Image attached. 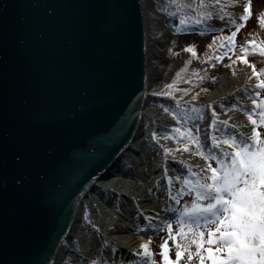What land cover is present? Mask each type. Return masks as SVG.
I'll return each instance as SVG.
<instances>
[{
	"label": "water",
	"instance_id": "95a60500",
	"mask_svg": "<svg viewBox=\"0 0 264 264\" xmlns=\"http://www.w3.org/2000/svg\"><path fill=\"white\" fill-rule=\"evenodd\" d=\"M137 2L0 0V264H49L77 196L130 135L144 76Z\"/></svg>",
	"mask_w": 264,
	"mask_h": 264
},
{
	"label": "bare ground",
	"instance_id": "6f19581e",
	"mask_svg": "<svg viewBox=\"0 0 264 264\" xmlns=\"http://www.w3.org/2000/svg\"><path fill=\"white\" fill-rule=\"evenodd\" d=\"M156 3L152 0L137 2L144 76L129 138L123 139L121 150L101 175L77 196L69 231L65 239L63 236L60 240L49 264H91L93 258H97V264L120 263L122 259L132 260L133 264L141 262L135 251L130 250L143 251L138 245L151 242L149 233L164 226L171 216L170 210L175 207L168 194L172 187L168 177L173 180L182 176L181 173L194 165L203 168L201 162L196 164L190 158L174 159L166 155L164 147L152 139L154 129L163 126L164 118L152 109H146V104L152 93L160 91L175 72V64H164L161 60L169 41V31L164 24L170 18L159 11ZM249 67L237 77L238 84H231L224 74L222 81L227 86L220 87L210 98L217 104L235 102L242 111L251 107L253 96L248 90L254 89L256 77L251 75ZM159 76L164 81L156 83ZM244 93L250 97L241 102L238 98ZM173 95L164 96L172 99ZM169 102L173 104V101ZM235 117L238 116H232ZM170 171L175 175L170 176ZM148 246L152 252L150 243Z\"/></svg>",
	"mask_w": 264,
	"mask_h": 264
},
{
	"label": "snow or ice",
	"instance_id": "6c2138e0",
	"mask_svg": "<svg viewBox=\"0 0 264 264\" xmlns=\"http://www.w3.org/2000/svg\"><path fill=\"white\" fill-rule=\"evenodd\" d=\"M173 2L175 3V0ZM237 2L238 0H228V3L233 6ZM204 5L205 0H200L197 7L203 8ZM213 5L219 6L222 12L225 9V5L221 4L220 0H208V7ZM6 7V4L0 6V12ZM182 7L191 8L192 5H181L177 11L179 12ZM47 12L52 14L53 7L49 6ZM250 15L251 0H242V14L239 16V20L245 21ZM229 16L231 17V14ZM211 18V13L199 11L191 18V22L200 24ZM258 18L259 23L264 26V10L260 11ZM187 22H189L188 19H181V25ZM227 23L234 24L236 30L241 27L231 18ZM6 31L7 26L0 25V32ZM235 35L236 32L233 31L225 37L229 46H233ZM19 42L23 44L24 39L21 37ZM247 43L253 45V51L256 50L257 45L254 41L249 40ZM186 50L194 51L192 47H188ZM241 51L247 52V49L241 46ZM259 51L264 54V46H260ZM216 58L220 59L219 56ZM236 59L249 63L244 55H240ZM261 74H264V68L259 69L258 72L255 65L252 64L251 75L256 77L254 85L256 91L252 94L251 107L244 109L250 126V134L239 133L237 135L233 133L231 129L238 126L229 125L227 120L217 121L215 111L212 113L213 119L209 128L219 135L210 134V146L206 150L202 147L199 139L192 135L190 129H175L187 141L181 147L188 150L190 144L196 145L195 155L202 157L206 163L199 173L189 167L187 175L175 178L181 181V188L177 191V196L186 188L194 198L190 206L185 205L182 210L177 209L176 219L180 225V231L177 234L182 243H175V259L170 258L166 241L159 246L162 264H178L184 253H187L184 264H190L194 255L199 264H205V260L208 261V264H264V136L258 131V126L264 125V96H261L259 91L264 88V79L260 78ZM166 87L171 88V84ZM159 94L170 95L168 92ZM238 106L237 104L232 105V107ZM218 123L221 127H215ZM8 135L7 130L0 131V138L5 143L4 153L0 156V165L4 167L8 165L6 152ZM156 138V134L153 133L152 139ZM169 151L170 149L167 147L163 149L166 154ZM27 160V146L16 145L12 164L18 170L13 177V184L17 187L23 184L24 176L20 173L27 167ZM212 161L215 162V166L212 165ZM168 181L171 185L172 178L168 177ZM7 187L6 179H0V193L6 192ZM172 191H176V189L170 187L168 189L169 196ZM201 225H214V227H207V239H205V232L200 228ZM167 227L169 235L175 242L176 237L172 235L171 223H168ZM189 233L190 235H188ZM3 241L4 237H0V244ZM190 244L195 245V252L190 249ZM205 245L207 246L205 247ZM138 248L143 251H130H135L141 264H154L148 244L142 242ZM144 258L147 260L145 261ZM91 264H97V261L92 260ZM120 264H133V262L122 259Z\"/></svg>",
	"mask_w": 264,
	"mask_h": 264
},
{
	"label": "rangeland",
	"instance_id": "374dc122",
	"mask_svg": "<svg viewBox=\"0 0 264 264\" xmlns=\"http://www.w3.org/2000/svg\"><path fill=\"white\" fill-rule=\"evenodd\" d=\"M152 1H157V6L154 5L159 11L170 18V21H167L168 24H164L165 28L169 31V41L166 43L167 46L164 47L166 50L162 53L161 60L164 64H175V72L172 74L170 80L164 82V86L160 91L152 93L146 104V109H152V111L164 118L162 121L163 126L160 125L154 129L157 137L155 140L159 146L170 149L169 153H165L166 155H170L174 159L187 157L192 159V161H196V164L201 162L200 166H204L206 162L203 158L195 155L197 151L196 145L190 144L189 149L184 150L181 145L187 141L175 129H190L192 135L199 139L202 147L206 150L210 146V134L219 135V133L213 132V129L209 128L213 119L212 113L215 111L217 121L227 120L229 125L238 126L235 129H231L233 133L237 135L239 133L250 134V126L244 109L242 111L239 109V106L232 107L235 102L217 104L215 99L210 98V96L215 92L217 94L220 87L223 86L224 88L227 86L222 81L224 74L229 78L231 84H238L237 77L244 68L250 69L249 65L251 66L252 64L255 65L258 72L259 69L264 68V54H261L259 51V47L264 46V26L259 23L258 18L260 11L264 10V0H251V15L245 21L239 20V16L242 14V0H238L234 6L229 4L228 0H220V3L225 5L223 12L219 6L213 5L212 7H208V0H205L203 8L197 7L200 4V0H175V3L173 0ZM188 4H191L192 7H182L179 12L177 11L181 5ZM199 11L211 13L212 18L200 24L191 22V18ZM229 14H231V17ZM221 17L223 18L221 19ZM182 18L188 19L189 22L181 25ZM230 18L241 25L239 30H236L234 24L227 23ZM210 24L212 25L211 27L209 26ZM233 31L236 32V35L234 37V44L230 47L233 50L230 51L227 50L229 45L225 37ZM249 40L254 41L257 45L255 51H253V45L247 43ZM209 45L211 47H208ZM241 46L247 49V52H242ZM188 47H192L194 51H187ZM240 55H244L249 63L236 59ZM218 56L220 59L216 58ZM260 78L264 79V74H261ZM163 81V78L159 76L155 82L161 83ZM169 84H171V88L166 87ZM175 88L177 91H174ZM248 91H251L253 94L256 89H249ZM259 91L261 96H264V88L259 89ZM161 92H168L172 95L178 92L179 94L175 93L172 99H168L164 95H160L159 93ZM247 96L250 97V95L244 93L239 95L238 99L244 102L247 100ZM169 101H173V104ZM234 115L238 117L232 118ZM242 123L247 126L241 125ZM215 127L220 126L217 124ZM258 131L264 136V125L258 126ZM197 133L199 134L197 135ZM137 164L138 162L135 165ZM212 165L215 166L214 161H212ZM170 166L173 165L171 164ZM192 169L199 173L201 168L194 165ZM169 174L173 176L175 172L170 171ZM181 174L182 176L187 175V170ZM172 181L171 186L176 191H172L171 195L172 197H176L174 199L175 202L178 201L180 203V206L176 207L175 211L177 212V208L182 210L185 205L190 206L194 197L186 188L177 196V191L181 188V181L176 179ZM107 195H110L112 198L109 192ZM174 214L172 215V219L175 217ZM174 222L177 223V219ZM171 225L172 235L176 237L175 242L172 236L169 235L167 226L150 232V235L152 237V248L155 252L158 251L160 244L166 241L171 246L170 253L174 258L176 251L175 243H182V241L177 234L180 231V225ZM207 227H210V225L201 229L205 232V239H207ZM189 247L195 252V245L190 244ZM158 259L159 262L152 258L154 264H162V258L159 257ZM186 259L187 253H184L178 264H184ZM190 264H199L195 255ZM205 264H208L207 260H205Z\"/></svg>",
	"mask_w": 264,
	"mask_h": 264
},
{
	"label": "trees",
	"instance_id": "16d2710c",
	"mask_svg": "<svg viewBox=\"0 0 264 264\" xmlns=\"http://www.w3.org/2000/svg\"><path fill=\"white\" fill-rule=\"evenodd\" d=\"M165 1H168V0H165Z\"/></svg>",
	"mask_w": 264,
	"mask_h": 264
}]
</instances>
